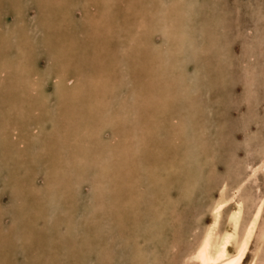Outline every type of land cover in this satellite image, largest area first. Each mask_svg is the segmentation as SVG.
Listing matches in <instances>:
<instances>
[{
    "label": "rangeland",
    "instance_id": "obj_1",
    "mask_svg": "<svg viewBox=\"0 0 264 264\" xmlns=\"http://www.w3.org/2000/svg\"><path fill=\"white\" fill-rule=\"evenodd\" d=\"M172 1L180 11H177L179 17L173 20L177 33L174 35L176 44L170 53L167 43L163 41V30L172 19L166 22L162 18L171 7ZM43 22L45 24L42 25ZM46 37L48 40H45ZM28 63L32 67L28 68ZM159 63L161 67L166 66L163 70L167 79H164L165 82L156 74V69L153 70ZM14 64L20 66V70ZM153 64L156 66H152ZM61 65L71 66L61 68ZM3 67L7 79L0 76L1 127H7L3 115L8 113L10 120L7 125L13 122L17 123L16 126L23 116L32 117L34 121L41 116L42 126L48 132L51 123H54L55 128L51 131H61L64 138L78 141L80 139L73 138L72 130L55 125L52 114L55 113L56 105L61 112V109L66 108L62 100L73 92V87L77 89L74 91V98L70 99H75L80 110H86L87 105L92 106L91 98L95 94V87L116 85L118 91L107 103L104 101L106 105L103 103L100 107L106 110L104 120H94L97 126L91 143L94 141V145L99 144V154L105 155L102 165L109 163L111 166L106 172L102 170L100 176L98 169L101 164L96 167L94 165L91 172H84L86 169L82 167L83 163L79 164L77 161L70 178L67 176L63 179L60 168L66 162V172V167H71L70 162L80 155L79 151L73 150L71 145L61 148L54 140L47 154L62 160V164L59 160H52L51 164L43 165V158L39 156L43 153L36 150L40 142L35 138L33 140L34 136L31 137L32 142L28 140L24 137L26 132L23 127H19V140L23 138L26 145L23 144L15 154L10 150L14 157L12 161L8 158L10 162L7 164V155L0 159V264H34L39 251H43L45 264L51 260L49 264H185L183 256L198 241L209 218L208 204L221 186L224 187L225 194L238 187V191H234V200L220 214V224L228 217L230 223L227 228L232 232L242 227L254 201L264 202V198H261L264 196V0H0V71ZM171 69L174 70L171 72ZM35 72L42 75L40 81L33 78ZM152 73L156 77L151 81ZM169 74L174 82L173 87L168 88ZM69 76L76 81L71 80L65 87L58 83L59 79L62 82L70 79ZM55 77L58 80H54ZM20 82H25L26 89L23 90L17 85ZM152 82L155 83L153 87ZM60 86L63 88L62 92L59 90ZM147 89L152 91L151 96ZM28 90L36 92L30 93ZM99 92L100 90L97 93ZM99 95L102 97V94ZM139 103L141 108H145V117L143 111L138 110ZM33 105L37 109L34 112L30 109ZM6 106L10 108L8 111ZM119 130L123 132L122 135ZM40 135L42 142L47 141V132ZM138 141H146L147 148L142 149ZM131 143L134 144L133 150L128 152V145ZM109 144L113 146L110 147ZM125 148L127 154L124 153ZM29 156H33V159ZM123 157L126 159V167L131 168L133 173L129 176L130 181L117 172L116 175L113 173L116 168L112 167L113 163L116 166L120 162L122 164ZM34 158L37 161L30 164L29 159L31 162ZM23 160L26 163L21 166L19 162ZM11 162V165L8 164ZM153 173L157 175L156 179L150 178ZM8 176L21 177L20 182L24 186L20 193L16 192L19 200L12 198L13 190L7 185ZM50 177L56 188L58 187L53 195L59 202L53 198L54 204L47 203L40 196L44 192L43 184L49 183ZM93 183L98 186L94 188L95 193L92 189ZM18 184L16 181V190ZM108 186L113 187L108 189ZM134 193L137 197L142 196V199H136ZM146 194L147 198L144 197ZM34 197L40 199L43 205L40 202L38 206H34ZM67 199L69 203L66 202ZM145 202L149 206L144 205ZM136 203L141 205L137 208ZM85 206L87 209L83 210ZM70 207L72 210L76 208L71 212L73 214L69 212ZM44 208L49 209L53 219L61 216L62 222L58 223V227L47 226L48 229L51 228L46 233L48 246H43L45 248L40 250L37 248L33 251L37 252L36 255L33 256L32 252L28 258L19 247L18 240L12 237L10 229L13 228V220L22 216L26 219L37 217L35 221L38 222V227L43 228L45 223L38 218L46 214ZM59 208H66L67 212L66 209L63 211ZM145 208L146 211L143 212ZM55 211L59 214H55ZM92 211H96V219L92 218ZM99 216L104 221L99 222ZM76 217L80 221H76ZM68 219L71 226L65 224ZM97 223H102V226ZM263 224L264 210L244 263L250 256L249 252L252 251ZM27 225L31 232V224ZM26 226L23 225L25 228ZM263 247L256 264H264L261 261V258L264 260ZM136 249H140V256H136ZM27 250L31 251L29 248Z\"/></svg>",
    "mask_w": 264,
    "mask_h": 264
},
{
    "label": "bare ground",
    "instance_id": "obj_2",
    "mask_svg": "<svg viewBox=\"0 0 264 264\" xmlns=\"http://www.w3.org/2000/svg\"><path fill=\"white\" fill-rule=\"evenodd\" d=\"M177 1V0H176ZM189 2H190V0H189ZM172 4H171V7L169 8V10L167 11V12H165L166 13V15H164V17L162 18L163 19V21H164V19H165V21L167 22H169V20L170 19H172V22L170 23V24H167L165 27H164V39H163V41H164V43H167V46L169 47V50H170V53L173 51V47H174V45L176 44L175 42V38H174V35H175V26L173 25V20H174V18H177V17H179V15H178V13H177V11H180V9H179V7L178 6H176V5H174V2L172 1L171 2ZM179 2H177V4H178ZM198 4V3H197ZM118 7V6H117ZM172 8V9H171ZM47 10V9H46ZM171 10V11H170ZM44 11H45V9H44ZM19 13V12H18ZM17 13V14H18ZM43 13V12H42ZM121 13V12H120ZM38 14V13H37ZM47 14H48V12H47ZM116 14V13H115ZM118 14V13H117ZM116 14V15H117ZM179 14H180V12H179ZM21 15V14H20ZM44 15H46V14H44ZM127 16V15H126ZM19 17V16H18ZM38 17H40V15H38ZM43 16H41V18H42ZM125 17V16H124ZM21 18V17H20ZM24 18V17H23ZM22 18V19H23ZM219 18V17H218ZM180 19V18H179ZM17 20H18V18H17ZM20 20V19H19ZM25 21V20H24ZM176 21H177V19H176ZM175 21V22H176ZM95 22V21H94ZM17 23H21V21L20 22H18L17 21ZM40 23V22H39ZM91 23V22H90ZM23 24H24V22H23ZM43 24H45L44 22L42 23V25ZM177 24V23H176ZM199 24V23H198ZM16 25H19V24H16ZM200 25V24H199ZM116 27V25H113V27ZM128 26H129V24H128ZM185 26V25H184ZM204 26V25H203ZM18 27V26H17ZM38 27H39V25H38ZM198 27V26H197ZM16 28V27H15ZM19 28V27H18ZM203 28V27H202ZM23 29V28H22ZM50 29V28H49ZM12 30V29H11ZM18 30V29H17ZM53 33V32H52ZM177 33V32H176ZM180 33V32H179ZM186 33V32H185ZM21 34V33H20ZM55 34V33H54ZM110 34H112L111 32H110ZM23 35V34H22ZM54 36V35H53ZM44 37H45V35H44ZM48 37V36H47ZM47 37L45 38V40L47 39ZM56 38V37H55ZM108 38V37H107ZM17 40V39H16ZM48 40V39H47ZM110 41V40H109ZM108 41V42H109ZM175 41V42H174ZM48 42V41H47ZM39 43V42H38ZM37 43V44H38ZM216 44V43H215ZM39 45V44H38ZM53 45H54V43H53ZM53 47V46H52ZM54 47H55V45H54ZM33 49V48H32ZM53 49V48H52ZM33 54H34V52H33ZM32 54V55H33ZM34 56V55H33ZM32 57V56H31ZM24 58V57H23ZM5 59V58H4ZM20 59V58H19ZM30 59V58H29ZM28 59V60H29ZM32 59V58H31ZM23 60V59H22ZM25 60V59H24ZM23 60V61H24ZM32 61V60H31ZM172 61V60H171ZM5 62H7V63H9L8 61H5ZM14 62V61H13ZM187 62V61H186ZM60 63V62H59ZM177 63V62H176ZM19 64H21V63H19ZM23 64V63H22ZM27 64V63H26ZM29 65L27 66L28 68H29V66H30V63H28ZM185 64V63H184ZM13 65V64H12ZM15 65V64H14ZM17 65V64H16ZM16 65H15V68H16ZM183 65V64H182ZM18 66V65H17ZM69 66H71V65H69ZM69 66H67V65H61V68H68ZM152 66H156V64L154 65H152ZM186 66V65H185ZM12 67V66H11ZM14 67V66H13ZM19 67V70H20V66H18ZM17 67V68H18ZM30 67H32V66H30ZM164 67H166L165 65H164ZM164 67L162 66L161 67V64L159 63V64H157V66L156 67H153V70L154 69H156V74L158 75V76H161V78L160 79H165V80H167L166 78H165V75L166 74H163V70H164ZM174 68V67H173ZM175 69V68H174ZM174 69H171V72H172V70H174ZM208 69V68H207ZM9 70H11V69H9ZM28 70V69H27ZM32 70V69H31ZM61 70V69H60ZM100 70H101V67H100ZM185 70V69H184ZM7 71V70H6ZM146 71V70H145ZM180 71V70H179ZM4 72H5V68L3 67L2 68V71H0V76H4ZM8 72H10V71H8ZM22 72V71H21ZM24 72V71H23ZM28 72H30V69L28 70ZM27 72V73H28ZM76 72V71H75ZM14 73V72H13ZM12 73V74H13ZM25 73V72H24ZM32 73V72H31ZM34 73V72H33ZM36 73V72H35ZM62 73H64V71L62 72ZM70 73V72H69ZM86 73V72H85ZM84 73V74H85ZM88 73V72H87ZM86 73V74H87ZM159 73V74H158ZM165 73V72H164ZM30 74V73H29ZM91 74V73H90ZM141 74V73H140ZM139 74V75H140ZM222 74V73H221ZM14 75V74H13ZM12 75V76H13ZM19 75V74H18ZM23 75V74H22ZM24 75H26V73L24 74ZM35 76H33V78H35L36 79V81H40L43 77H42V75L40 74V73H36V74H34ZM50 74L48 73V76H49ZM55 75H57V74H55ZM124 75V74H123ZM152 75V79H151V81L152 80H154L155 79V77H156V75L154 76V74L152 73L151 74ZM170 75V76H169ZM168 75V85H167V87L169 86V87H171L172 85H173V82H174V80H173V78H172V75L171 74H169ZM28 76V75H27ZM47 76V77H48ZM82 76V75H81ZM15 77H17V76H15ZM19 77V76H18ZM25 77V76H24ZM42 77V78H41ZM53 77V76H52ZM58 77V76H57ZM61 77H63V76H61ZM66 77V76H65ZM80 77V76H79ZM101 77V76H100ZM5 80L7 79V76L5 77H3ZM20 78V77H19ZM32 78V79H33ZM45 78V77H44ZM64 78V77H63ZM69 78H70V76H69ZM73 78H75V77H73ZM95 78V77H94ZM13 79V78H12ZM28 79V78H27ZM26 79V80H27ZM35 79H33V80H35ZM51 79V78H50ZM54 80H58V78H53ZM170 79V80H169ZM5 80H3V82L5 81ZM31 80V79H30ZM71 80L73 81L74 79H67V80H63V82L59 79L58 81V83L59 84H63L62 86L63 87H65L66 85H69V83H71ZM91 80V79H90ZM165 80H164V82H165ZM21 81V80H20ZM35 81V82H36ZM74 81H76V80H74ZM82 81V80H81ZM15 82H16V80H15ZM18 82V81H17ZM16 82V83H17ZM34 82V81H33ZM96 82V81H95ZM15 83V84H16ZM25 82H20V83H18L17 85L20 87H22V89L24 90V89H26L25 87H26V84H24ZM54 83H56V82H54ZM115 83V82H114ZM81 84V83H80ZM83 84V83H82ZM100 84V83H99ZM33 86H34V84H32ZM77 85H78V83H77ZM102 85V84H101ZM151 85H152V87L153 86H155V83H151ZM36 86V85H35ZM62 86H60V88H59V90H60V92H62L63 90H61V89H63V88H61ZM111 86V85H110ZM109 85H107V87H106V85L105 86H103L102 85V87L101 88H99V87H95V94L93 95V97L91 98V99H93V103H92V106H90V105H87L86 107H87V109L86 110H80V109H78V107H77V105H76V101H75V99L74 100H72V99H70V97L71 98H74L73 97V95H74V91L77 89V88H75V87H73L72 88V90H73V92H70L71 94H69L68 95V97H66L64 100H62L63 101V103L65 104V106H66V108H64V109H61V110H63L62 112L61 111H59V106H57L56 105V108H55V113H54V115L52 114V117H54V119H55V125H60V127L62 128V127H64L65 129L66 128H69L70 130H72V132H73V138H77V139H80V140H78V141H76V140H71V139H69V138H64V134L62 135V133H61V131H51L53 128H55V127H53L54 126V123H51V125H50V130H49V132L42 126V123H41V116L40 117H37V120H35L34 121V119L32 118V117H26V116H23L22 117V119H21V122H18L19 124H18V126H16L17 125V123L15 124V123H13V122H11L9 125H7V123H8V121L10 120V118L9 117H7L8 116V114H5V115H3V120L4 121H6V125L5 126H7V127H1L0 126V159L2 160V157L4 158L5 157V155H7L8 157H7V160H5V162H6V164H7V162H10V160L12 161L13 160V157H14V152L15 151H17V150H20V148L22 147V146H24L23 144H25L26 145V143H24V141H23V138L21 139V140H19V137L21 136H19V134H20V132L19 133H17L18 131H19V127L21 128V127H23V129L25 130V134H24V137H26V138H28V140H30L31 141V137L32 136H34L33 137V140H34V138L36 139V140H38V142H40V143H38L37 141V151L39 152V153H43L42 155L40 154L39 156L40 157H42L43 159V161H42V164L44 165H46L47 163H50L51 164V161L52 160H54V162H55V160L56 161H58L59 160V163L61 162V164H62V160H60V159H57L56 157H53V156H48V152H47V150L49 149H51V146H53V141L54 140H56L57 142H58V144H59V146L61 147V148H64V147H66L67 145H71V147H72V149L73 150H76V151H79V156L78 157H76L74 160H72L71 162H70V166L71 167H66V172H64L65 171V164H66V162L65 163H63V166L60 168V170H62V177H63V179H65V178H67V176L70 178V176H71V174H72V170H73V168H74V166H75V164L77 163V161H78V163L80 164L81 162L83 163V168H85L86 170L84 171V172H86V171H89V172H91V169H92V167L95 165V167L96 166H98V165H102L103 164V161H104V159H103V157L105 156V155H100L99 153H100V150L97 148L98 147V145L99 144H97V145H94L95 144V142L94 141H92V143H91V137H93V135H95V133H94V131H95V127L97 126V125H95L96 123H95V121L94 120H104V118H105V114H106V110H104L103 108L101 109L100 107H102V105H103V103H104V101L106 102V101H108V99H112L113 98V95H115V93H116V91H118V89H117V87H116V85H113V87H110ZM79 87V86H78ZM168 87V88H169ZM173 87V86H172ZM177 87H178V85H177ZM186 87V86H185ZM8 88V87H7ZM41 88V87H40ZM39 88V89H40ZM54 88V87H53ZM148 88V87H147ZM168 88H167V90H168ZM186 88H188V87H186ZM33 89V88H32ZM70 89V88H69ZM150 89V88H149ZM161 89V88H160ZM165 89V88H164ZM180 89V88H179ZM182 89V88H181ZM66 90H68V89H66ZM98 90H100V94H102L101 96L102 97H100V95H99V93H97L98 92ZM135 90V89H134ZM148 90V89H147ZM170 90V89H169ZM28 91H30V93H34V92H36V91H33V92H31V90H28ZM27 91V92H28ZM56 91V90H55ZM174 91V90H173ZM178 91V90H177ZM187 91V90H186ZM1 92V91H0ZM24 92V91H23ZM138 92V91H137ZM145 92V91H144ZM151 90H148V94L151 96L152 94H151ZM175 93H176V91H174ZM179 92H180V90H179ZM190 92V91H189ZM38 93V92H37ZM36 93V94H37ZM40 94H41V92H39ZM38 93V94H39ZM171 93H172V91H171ZM76 94H77V92H76ZM174 94V93H173ZM179 94V93H178ZM41 95H43V96H45L44 94H41ZM48 95V94H47ZM54 95H55V92H54ZM61 96V95H60ZM179 96H180V94H179ZM154 97V96H153ZM152 97V98H153ZM67 98H69V99H67ZM144 98V97H143ZM165 98H167V97H165ZM173 98H174V96H173ZM157 100V99H156ZM150 101V100H149ZM80 102V101H79ZM107 103V102H106ZM105 104V103H104ZM140 104V103H139ZM151 104V103H150ZM190 104V103H189ZM18 105V104H17ZM32 105V104H31ZM39 105V104H38ZM106 105V104H105ZM123 106V108H125V104H123L122 105ZM20 107H21V105H20ZM19 108V107H18ZM100 108V109H99ZM106 108V107H105ZM127 108V107H126ZM135 108V107H134ZM5 109L8 111L10 108L8 107V106H6L5 107ZM26 109V108H25ZM31 111H36L37 109H36V105L34 106H32L31 108ZM19 110H21L20 108H19ZM23 110V109H22ZM80 110V111H79ZM135 110V109H134ZM138 110H140V111H143L142 112V114H143V116L145 115L144 113L146 112L145 111V108H141V104L138 106ZM115 111H117V110H115ZM26 112H28V111H26ZM61 112V114H58V113H60ZM139 113V112H138ZM32 114V113H31ZM118 115H119V113H118ZM166 116V115H165ZM145 117V116H144ZM165 118V117H164ZM114 121V120H113ZM131 121V120H130ZM164 121H166V120H164ZM122 122V121H121ZM95 123V124H94ZM129 123H131V122H129ZM13 124H14V126H13ZM64 124V125H63ZM12 125V126H11ZM20 125V126H19ZM63 125V126H62ZM79 125H81V126H79ZM106 125V124H105ZM132 125V124H131ZM134 125H136V123L134 124ZM9 126V127H8ZM109 127V126H108ZM115 127H116V125H115ZM114 127V128H115ZM137 127V126H136ZM135 128V127H134ZM118 128H116V130H117ZM129 129V128H128ZM141 129V128H140ZM76 130H77V132H76ZM182 130V129H181ZM31 131V133H36V134H31V133H29ZM47 132V141H44V142H42L39 138V136H41L40 134L42 133V132ZM121 130H119V132H120ZM130 131V130H129ZM110 132V131H109ZM136 132V131H135ZM121 133V135H122V131L120 132ZM133 133V132H132ZM204 133V132H203ZM110 134V133H109ZM135 134V133H134ZM185 134V133H184ZM53 137H51V136ZM111 135V134H110ZM109 135V136H110ZM117 135V134H116ZM140 135V134H139ZM186 135V134H185ZM55 136H56V138H55ZM127 136V135H126ZM125 136V137H126ZM137 136V135H136ZM121 138H123V137H121ZM128 138V137H127ZM102 139H104V138H102ZM115 139V138H114ZM124 139V138H123ZM130 139V138H129ZM128 139V140H129ZM32 140V141H33ZM116 140V139H115ZM132 140V139H131ZM134 140V139H133ZM132 140V141H133ZM31 141V142H32ZM106 141V140H105ZM109 141H111V139H109ZM28 142V141H27ZM30 142V145L32 144ZM111 142H113V141H111ZM120 142V141H119ZM122 142V141H121ZM126 142V141H125ZM81 143H84L83 145L81 144ZM107 143V142H106ZM138 143H139V141H138ZM259 143V142H258ZM126 144V143H125ZM141 146L140 147H142V149L143 148H147V142L145 141V142H140L139 143ZM33 145V144H32ZM92 145V146H91ZM110 145V144H109ZM133 143H131V144H129L128 145V152H130L131 150H133L132 148H133ZM113 145L111 144L110 145V147H112ZM126 146V145H125ZM139 146V145H138ZM162 146V145H161ZM31 147V146H30ZM127 147V146H126ZM44 148V149H43ZM139 148V147H138ZM111 149H113V148H111ZM110 149V150H111ZM154 149V148H153ZM163 149V148H162ZM13 151V153L14 154H12V152L11 151ZM30 150H32V148H30ZM120 150V149H119ZM44 151V152H43ZM121 151V150H120ZM108 152H109V150H108ZM111 152V151H110ZM117 152H118V150H117ZM116 152V153H117ZM102 153V152H101ZM115 153V154H116ZM119 154H121L120 152H118ZM124 153H126L127 154V152H126V148H125V150H124ZM98 154V155H97ZM35 155H37V154H35ZM108 155V154H107ZM109 155H110V153H109ZM108 155V156H109ZM30 158H32L33 156H29ZM36 157V156H35ZM114 157H116L115 155H114ZM6 158V157H5ZM10 160H9V159ZM120 158V157H119ZM33 159V158H32ZM117 159V158H116ZM124 157H123V162H122V164H121V162L119 163V164H117V166H116V164H114L113 163V165H112V167L114 166V167H116L115 168V171L113 172L114 174H115V172H117L119 175H121L123 178L125 177V178H128V180L130 181V178H129V176L131 177L132 175H133V173L131 172V168H129V167H126L127 166V164L125 165V163L124 162H126V161H124ZM103 160V161H102ZM126 160V159H125ZM35 161H37V159L36 158H34V160H31V162H30V159H29V163L30 164H33V162H35ZM112 162V161H111ZM117 162H118V160H117ZM20 164H21V166H23L26 162L23 160V161H21V162H19ZM264 163V162H263ZM8 164H12V162L11 163H8ZM69 164V163H68ZM82 165V164H81ZM69 166V165H68ZM109 167H111L110 166V164L109 163H107V164H105V165H102L101 167H100V169H98V173H99V176L102 174V172L103 171H105V170H108V168ZM251 167H252V165H251ZM264 167V166H263ZM102 168V169H101ZM260 168H262V165L260 166ZM12 169V168H11ZM58 169H59V167H58ZM113 168H111V170H112ZM264 169V168H263ZM262 169V170H263ZM103 170V171H102ZM59 171V170H58ZM133 171V170H132ZM253 172H255V170H252ZM106 172V171H105ZM139 172V171H138ZM109 173V172H108ZM116 173V174H117ZM115 174V175H116ZM136 174V173H135ZM154 174V173H153ZM53 175H54V173H53ZM114 175V176H115ZM138 175V174H137ZM93 176V175H92ZM157 176V175H156ZM156 176H155V174L154 175H152V177H150V178H153V179H156ZM250 176V175H249ZM54 178H55V176H53ZM82 177V176H81ZM85 177V176H84ZM83 177V178H84ZM91 177V176H90ZM121 177V178H122ZM51 178L52 177H50V180H49V183H45V184H43V189H44V192H43V194L42 195H40V196H43V200L44 201H46L47 203H53L54 204V202H53V198H54V195H53V192L55 191V188H56V186H55V184H53V181H51ZM77 178H78V176H77ZM107 178H110V176L109 177H107ZM116 178V177H115ZM20 179H21V177L20 176H18V177H10V176H8V178H7V185H9L10 186V189H12L13 190V196H12V198H16V199H18L19 197H18V193H20V190L22 189V186H24V185H22V183L20 182ZM106 179V178H105ZM119 179H120V177H119ZM83 180V179H82ZM95 180V179H94ZM103 180V179H102ZM150 180V179H149ZM14 181H15V183H14ZM16 181L19 183L18 185H17V190H16V188H14V186L16 187ZM90 181V180H89ZM93 181V180H92ZM119 181V180H118ZM125 181H127V180H125ZM262 181V180H261ZM95 182V181H94ZM108 182V181H107ZM117 182V181H116ZM121 182V181H120ZM122 182H123V180H122ZM137 182V181H136ZM148 182V181H147ZM65 183H67V181H65ZM132 183V182H131ZM152 183V181H150V185H152L151 184ZM86 184V183H85ZM88 184H90L89 182H88ZM92 184V183H91ZM111 184H112V182H111ZM110 184V185H111ZM119 184V183H118ZM129 184V183H128ZM138 185H139V182L137 183ZM136 184V185H137ZM140 184H142V182L140 183ZM144 184V183H143ZM155 184V183H154ZM242 184V183H241ZM21 185V186H20ZM101 185V184H100ZM107 185H109V184H107ZM132 185V184H131ZM130 185V186H131ZM136 185H135V187H136ZM62 186V185H61ZM60 186V187H61ZM95 186H97V185H95ZM95 186H94V183H93V187H92V189L94 190V188H95ZM120 186V185H119ZM134 186V185H133ZM140 186V185H139ZM145 186V185H144ZM144 186H143V188H144ZM98 187V186H97ZM109 187V186H108ZM107 187V188H108ZM113 187V186H112ZM112 187H109L108 189H110V188H112ZM121 187V186H120ZM134 187V188H135ZM141 187V186H140ZM139 187V188H140ZM260 187V186H259ZM34 188V187H33ZM37 188V187H36ZM58 188V187H57ZM56 188V189H57ZM72 188V187H71ZM74 188V187H73ZM78 188H80V187H78ZM101 188V187H100ZM106 188V187H105ZM131 188H133L132 186H131ZM138 188V189H139ZM231 188V187H230ZM80 189H82V188H80ZM114 189V188H113ZM130 189V188H129ZM129 189H127V191H129ZM135 189H137V188H135ZM149 189V188H148ZM194 189V188H193ZM241 189V188H240ZM16 190V191H15ZM26 190H29V189H26ZM105 190V189H104ZM104 190H101V191H104ZM107 190V189H106ZM123 190V189H122ZM125 190V189H124ZM123 190V191H124ZM140 190V189H139ZM139 190H136V191H139ZM230 190V189H229ZM18 191V193H16ZM22 191V190H21ZM79 191V190H78ZM98 191H100L99 190V188H98ZM97 191V192H98ZM116 191V190H115ZM141 191V190H140ZM139 191V193H142V192H140ZM143 191H144V189H143ZM152 191V190H151ZM228 191V190H227ZM234 191H238V187H235L234 189H232V192L231 193H229V194H225V192H224V187L223 186H221L219 189H218V191H217V193L215 194V196H214V199L212 200V202H210V204H208V213H209V218H208V221L206 222V224L204 225V228H203V230L201 231L200 229V231L202 232L201 233V235H200V237H199V239H198V241L196 242V244H195V246L191 249V250H189L187 253H186V255L185 256H183L184 257V262L183 263H185V264H256V262H257V260H258V255L259 254H261V251H262V247H263V242H264V227L262 228V229H260V231L258 232V237H257V239H256V242H255V244H254V246L252 247V251L251 252H249L250 253V256L247 258V260L245 261V263H244V259H245V256H246V253L248 252V250H249V245H250V242H251V239H253V236L255 235V232H256V227H257V223H258V220H259V218H260V215H261V213H262V211L264 210L263 209V201L261 200L260 202H256V201H254L255 203H253V205H252V210H251V212H250V214H249V216H248V218L244 221V223H243V225H242V227L241 228H239V230L238 231H236V232H232V231H230L228 228H227V225H229L228 223H230V219L228 220V217H227V219H223V223L222 224H220V222H221V219H220V214H221V212H222V210H223V208L226 206V205H228V204H230V203H232V201L234 200V197H235V195H236V192L234 193ZM67 192H68V190H67ZM82 192H83V190H82ZM96 191L94 190V193H95ZM148 192H150L149 190H148ZM156 192V191H155ZM66 193V192H65ZM80 193V192H79ZM102 193V192H101ZM101 193H99V194H101ZM104 193H106V192H104ZM124 193V192H123ZM126 193V192H125ZM132 193V192H131ZM137 193V192H136ZM152 193V192H151ZM26 194H27V192H26ZM93 194V193H92ZM98 194V193H97ZM130 194V193H129ZM143 194V193H142ZM145 194V193H144ZM143 194V195H144ZM56 195V194H55ZM70 195V194H69ZM167 195V194H166ZM27 196H28V194H27ZM68 196V195H67ZM95 196V195H94ZM131 196V195H130ZM134 196H135V198L137 199V198H140V197H137L136 195H135V193H134ZM139 196V195H138ZM148 197V195L146 194L144 197L145 198H147ZM207 196V195H206ZM209 196H211V195H209ZM249 196V195H248ZM70 197V196H69ZM72 197H74V196H72ZM71 197V198H72ZM92 197V196H91ZM128 197V196H127ZM132 197V196H131ZM162 197V196H161ZM59 198V197H58ZM71 198H70V201H71ZM82 198V197H81ZM89 198H90V196H89ZM145 198H144V200H145ZM150 198V197H149ZM261 198H264V196L263 197H261ZM15 199V200H16ZM55 200L57 199V197L56 198H54ZM74 199V198H73ZM88 199V198H87ZM92 199V198H91ZM124 199V198H123ZM126 199H128V198H126ZM142 199V196H141V198H140V200ZM152 199V198H151ZM211 199V198H210ZM19 200V199H18ZM58 200V199H57ZM56 200V202H59V201H57ZM85 200V199H84ZM95 200V199H94ZM133 200V199H132ZM132 200H130V201H132ZM148 199H146V201H147ZM152 200H154V199H152ZM169 200V199H168ZM193 200V199H192ZM195 201H196V198L194 199ZM68 199H67V201L66 202H70ZM73 201V200H72ZM71 201V202H72ZM81 201V200H80ZM82 201H83V199H82ZM91 201V200H90ZM104 201V200H103ZM107 201H109V200H107ZM149 201V200H148ZM161 201V200H160ZM159 201V202H160ZM210 201V200H209ZM252 201V202H253ZM42 203V201L40 200V199H37L36 197H34V206H38V203ZM92 202V201H91ZM121 202H122V200H121ZM123 202H125V201H123ZM133 202H134V200H133ZM133 202H132V204H133ZM142 203H143V200L141 201ZM152 202V201H151ZM150 202V203H151ZM162 202V201H161ZM199 202V201H198ZM61 203V202H60ZM67 203V204H68ZM99 203V202H98ZM149 203V204H150ZM154 203V202H153ZM44 204H45V202H44ZM57 204V203H56ZM59 204V203H58ZM57 204V205H58ZM86 204V203H85ZM87 204H89V202H87ZM91 204V203H90ZM93 204V203H92ZM100 204H101V202H100ZM118 204V203H117ZM146 204V202L144 203V205ZM156 204H157V202H156ZM42 205H43V203H42ZM83 206H84V204H82ZM81 205V206H82ZM94 205V204H93ZM93 205L91 206V205H88V206H91V207H93ZM104 205H105V203H104ZM135 205H137V203L135 204ZM139 206L141 205L140 203L138 204ZM138 205H137V208H138ZM152 205V204H151ZM150 205V206H151ZM153 205H155V204H153ZM159 205V204H158ZM158 205H157V207H158ZM207 205V204H206ZM47 206V205H46ZM59 206V205H58ZM71 206V205H70ZM95 206V205H94ZM97 206V205H96ZM114 206V205H113ZM117 206V205H116ZM146 206H149V205H147L146 204ZM160 206V205H159ZM44 207H45V205H44ZM51 207H53L52 206V204H51ZM60 207V206H59ZM64 207V206H63ZM98 207V206H97ZM131 207V206H130ZM130 207H129V209H130ZM141 207H143V206H141ZM145 207V206H144ZM143 207V208H144ZM40 208V207H39ZM43 208V207H42ZM41 208V209H42ZM49 208V207H48ZM46 209V208H44V209H46V210H44L45 212H46V214H43V217H40V218H38V219H42V221H43V224L45 223V226H43V228H41L40 229V226L38 227V225L39 224H37L38 222H36L35 220H37L36 218L35 219H33V217H28V219H26V217L25 216H22V217H18L17 218V220H13V224H12V229H10V231H12V237L13 238H16V240H18V243H19V247L20 248H22L23 249V251H24V253H26L25 255H26V257H28V258H30L31 257V253L33 252V251H35L37 248H39V250L40 249H42V248H45L46 246H48L47 245V238H48V236H46V233H48L49 231H51L50 229H48L47 228V226L48 225H50L51 227H58L59 225H58V223H60L61 224V222H62V219H61V216H57V218H55V215H54V218L55 219H53V218H51V213H49V209ZM72 207H70V209H71ZM74 208V207H73ZM87 209V207L85 206L84 208H83V210L84 209ZM90 208V207H89ZM93 208H95V207H93ZM108 208V207H107ZM132 208V207H131ZM133 208H135V207H133ZM150 208V207H149ZM149 208L147 209L148 211H149ZM205 208V207H204ZM243 208V207H242ZM66 209V208H65ZM65 209H61V208H59V210H65ZM75 209L76 208H74V210H70L69 212L71 213L72 211H75ZM111 209V208H110ZM121 209V208H120ZM161 209V208H160ZM159 209V210H160ZM90 210V209H89ZM88 210V211H89ZM94 210V209H93ZM97 210V209H96ZM138 210H141V208L140 209H138ZM137 210V211H138ZM152 210V209H151ZM150 210V211H151ZM155 210V209H154ZM236 210H238L237 208H236ZM241 210V209H240ZM42 211H43V209H42ZM63 211H61V212H63ZM91 211V210H90ZM107 211V210H106ZM126 211H128L127 209H126ZM124 212V213H127V212ZM130 211V210H129ZM134 211V210H133ZM137 211H135V212H137ZM144 211H146V208L145 209H143V212ZM56 212L57 211H55V214H56ZM66 212H67V209H66ZM68 212V213H69ZM108 212V211H107ZM106 212V213H107ZM119 212H120V210H119ZM142 212V213H143ZM152 212V211H151ZM204 212V211H203ZM202 212V213H203ZM227 212H228V210H227ZM238 212H239V210H238ZM58 213V212H57ZM67 213V214H68ZM70 213H69V215H70ZM82 213H84V212H82ZM109 213V212H108ZM128 213H130V212H128ZM133 214H135L134 212H132ZM147 213H149V212H147ZM223 213V212H222ZM59 214V213H58ZM57 214V215H58ZM61 214V213H60ZM71 214H73V213H71ZM74 214H75V216H77L76 215V212H74ZM86 214H87V211H86ZM101 213H99V215H100ZM139 214V213H138ZM141 214V213H140ZM146 214V213H145ZM199 214V213H198ZM206 214H207V211H206ZM225 214V213H224ZM229 214H230V212H229ZM232 214V213H231ZM234 214V213H233ZM232 214V215H233ZM236 214V213H235ZM239 214V213H238ZM88 215V214H87ZM86 215V216H87ZM92 215H94V216H92V218L93 219H96V211H92ZM114 215V214H113ZM113 215L112 216H110V217H113ZM125 215V214H124ZM143 215V214H142ZM149 215V214H148ZM208 215V214H207ZM226 215V214H225ZM42 216V215H41ZM128 216H129V214H128ZM197 216V215H196ZM199 216V215H198ZM203 216V215H202ZM229 217H231L230 215H228ZM74 216H72V218H73ZM88 217V216H87ZM130 217H132V215L130 216ZM129 217V218H130ZM135 217V216H134ZM143 217V216H142ZM153 217V216H152ZM180 217V216H179ZM240 217V216H239ZM238 217V218H239ZM78 217H76V221H80V220H78L77 219ZM82 218V217H81ZM81 218H79V219H81ZM99 218H100V216H99ZM105 218V217H104ZM128 218V217H127ZM133 218V217H132ZM139 218H140V215H139ZM147 218V217H146ZM154 218V217H153ZM200 218V217H199ZM198 218V219H199ZM235 218V217H234ZM74 219H75V217H74ZM83 219H84V217H83ZM92 219V220H93ZM117 219V218H116ZM138 219V218H137ZM142 219L143 218H141V221H142ZM201 219V218H200ZM199 219V220H200ZM27 220V221H26ZM29 220V221H28ZM85 220V219H84ZM98 220V219H97ZM101 220V221H100ZM100 220H98L99 222H102V220L103 219H101L100 218ZM123 220V219H122ZM133 220V219H132ZM160 220V219H159ZM203 220V219H202ZM40 221V220H39ZM50 221H52V222H50ZM72 221H75V220H72ZM104 221V220H103ZM116 222H118L117 220H115ZM137 221V220H136ZM140 221V220H139ZM147 221V220H146ZM41 222V221H40ZM70 221H69V219L66 221V223L65 224H67V225H70L71 226V222L69 223ZM86 222V221H85ZM131 222H133V221H131ZM173 222V221H172ZM262 222V221H261ZM27 223H30L31 225V227H29V228H32V230H31V232L29 231V229H28V225H27ZM80 222H78V224H79ZM87 223V222H86ZM126 223H127V221H126ZM133 223H135V222H133ZM132 223V224H133ZM157 223V222H156ZM159 223H160V221H159ZM76 224V223H75ZM99 223H97V225H98ZM102 224V223H101ZM101 224H99V226L101 225ZM115 224V223H114ZM143 224V223H142ZM158 224V223H157ZM174 224H175V222H174ZM177 224V223H176ZM175 224V225H176ZM180 224V221H179V223H178V225ZM23 225H27L26 226V228L25 227H23ZM83 225H84V223H83ZM88 225V224H87ZM106 225V224H105ZM118 225V224H117ZM129 225V224H128ZM137 225H139V224H137ZM177 225V226H178ZM199 225V224H198ZM264 225V224H263ZM78 226V225H77ZM102 226V225H101ZM111 226H112V224H111ZM126 226V225H125ZM131 226V225H130ZM135 226V225H134ZM147 225H145V227H146ZM172 226V225H171ZM113 228H116L115 227V225H113L112 226ZM122 226H120V228H121ZM128 227V226H127ZM132 227H133V225H132ZM141 227H143V225L141 226ZM149 227V226H148ZM237 227H238V225L236 226V229H237ZM89 228V227H88ZM111 228V227H110ZM134 228V227H133ZM202 228V227H201ZM74 229V228H73ZM91 229V228H90ZM102 229V228H101ZM130 229H132L131 227H130ZM135 229H137V228H135ZM143 229V228H142ZM232 229V228H231ZM111 230H112V228H111ZM115 230V229H114ZM117 230V229H116ZM149 230V229H148ZM148 230H146V231H148ZM235 230V229H234ZM73 231V230H72ZM76 231V230H75ZM85 231H86V229H85ZM89 231V230H88ZM103 231V230H102ZM123 231V230H122ZM163 231V230H162ZM172 231V230H171ZM183 231V230H182ZM56 232V231H55ZM77 232V231H76ZM84 232V231H83ZM114 232V231H113ZM112 232V233H113ZM141 232V231H140ZM164 232V231H163ZM199 232V231H198ZM31 233V234H30ZM60 233V232H59ZM68 233V232H67ZM73 233V232H72ZM72 233H71V235H72ZM93 233H95V231L93 232ZM126 233V232H125ZM162 233V232H161ZM79 234V233H78ZM84 234V233H83ZM96 234V233H95ZM98 234V233H97ZM117 233L115 232V235H116ZM123 234V233H122ZM143 234V233H142ZM169 234V233H168ZM183 234H184V232H183ZM182 234V235H183ZM52 235V234H51ZM70 235V234H69ZM70 235V236H71ZM88 235V234H87ZM86 235V236H87ZM128 235H130V234H128ZM167 235V234H166ZM69 236V237H70ZM92 236V235H91ZM90 236V237H91ZM100 236V235H99ZM116 236H118V235H116ZM177 236V235H176ZM74 237V236H73ZM89 237V238H90ZM95 237V236H94ZM114 237V236H113ZM119 237V236H118ZM55 238H56V236H55ZM77 238H78V235H77ZM80 238V237H79ZM78 238V239H79ZM88 238V239H89ZM173 238V237H172ZM183 238V237H182ZM72 239H74V238H72ZM133 239V238H132ZM75 240V239H74ZM84 240V239H83ZM96 240H97V238H96ZM142 240H144V239H142ZM145 240H147V239H145ZM157 240V239H156ZM159 240H161V239H159ZM183 240V239H182ZM58 241V240H57ZM70 241V240H69ZM116 241V240H115ZM114 241V242H115ZM118 241V240H117ZM129 241V240H128ZM181 241V240H180ZM76 241H74V243H75ZM97 242V241H96ZM113 242V241H112ZM130 242V241H129ZM155 242V241H154ZM183 242V241H182ZM62 243V242H61ZM60 243V244H61ZM128 243V242H127ZM153 243V242H152ZM171 243V242H170ZM101 244V243H100ZM110 244H111V241H110ZM38 245H40L41 247H38ZM75 245V244H74ZM130 245V244H129ZM161 245V244H160ZM164 245V244H163ZM43 246H45V247H43ZM64 246V245H63ZM125 246V245H124ZM147 246H150V245H147ZM57 247V246H56ZM97 247H99V246H97ZM109 247H110V245H109ZM158 247V246H157ZM27 248H29L31 251H29V250H27ZM112 248V247H111ZM162 247H160V249H161ZM173 248V247H172ZM264 248V247H263ZM71 249V248H70ZM73 249V248H72ZM107 249V248H106ZM115 249V248H114ZM58 250V249H57ZM74 250V249H73ZM94 250V249H93ZM164 250V249H163ZM75 251V250H74ZM95 251V250H94ZM99 251V250H98ZM106 251V250H105ZM114 251V250H113ZM118 251V250H117ZM121 251H123V250H121ZM159 251V250H158ZM174 251V250H173ZM43 252V251H42ZM42 252H40L39 251V253H41L40 254V256H39V253L36 255V253L37 252H33V256H34V254L36 255V261H35V263L34 264H45V256L43 257V253ZM175 252V251H174ZM182 252V251H181ZM57 253V252H56ZM86 253V252H85ZM111 253V252H110ZM130 253V252H129ZM128 253V254H129ZM135 253H136V256L138 255V256H140V249H136V251H135ZM134 253V254H135ZM173 253V252H172ZM71 254V253H70ZM90 254V253H89ZM95 254V253H94ZM131 254V253H130ZM162 254H164V253H162ZM45 255V254H44ZM58 255V254H57ZM57 255H55V256H57ZM62 255V254H61ZM60 255V256H61ZM67 254H65V256H66ZM96 255V254H95ZM116 255H117V253H116ZM151 255V254H150ZM156 255V254H155ZM155 255H153L154 257H155ZM49 256H51V255H49ZM54 256V257H55ZM142 256H144V255H142ZM156 256H158V255H156ZM72 257H73V255H72ZM108 257V256H107ZM145 257H147V256H145ZM173 257H175V256H173ZM172 257V258H173ZM183 257H181V258H183ZM28 258H26V259H28ZM88 258V257H87ZM117 258V257H116ZM137 258V257H136ZM158 258V257H157ZM161 258V257H160ZM171 258V259H172ZM132 259V258H131ZM134 259V258H133ZM147 259V258H146ZM167 259V258H166ZM179 259V258H178ZM25 260V259H24ZM60 260H61V258H60ZM143 260V259H142ZM148 260V259H147ZM175 260H176V257H175ZM181 260H183V259H181ZM52 261V260H51ZM51 261H49L47 264H49V263H51ZM97 261H98V259H97ZM145 261V260H144ZM150 261V260H149ZM260 261V260H259ZM258 261V262H259ZM261 261H264V260H262V258H261ZM260 261V262H261ZM111 262V261H110ZM123 262H124V260H123ZM122 262V263H123ZM145 262H147V261H145ZM152 262V261H151ZM176 262V261H175ZM79 263V262H78ZM121 263V262H120ZM142 263V262H141ZM178 263H180V262H178ZM119 264V263H118ZM258 264V263H257Z\"/></svg>",
    "mask_w": 264,
    "mask_h": 264
}]
</instances>
